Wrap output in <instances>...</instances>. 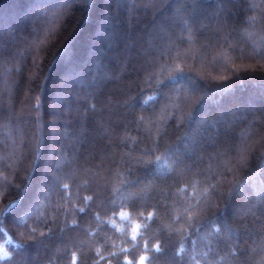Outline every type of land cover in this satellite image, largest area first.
<instances>
[{"label": "trees", "instance_id": "1", "mask_svg": "<svg viewBox=\"0 0 264 264\" xmlns=\"http://www.w3.org/2000/svg\"><path fill=\"white\" fill-rule=\"evenodd\" d=\"M132 2L123 0L118 7L116 0H112L108 7L106 0H96L95 7L89 9L82 0L67 5L63 0H0V45L3 46V59H0V210L12 204L10 213L18 207L24 215L31 213L27 228L13 222L19 217L4 216L0 264H70L73 252L81 257L80 264H91L102 238L114 240L119 245L130 235L131 227L141 223V213L144 216L158 213L155 222H146L144 239H151L153 243L163 239L167 243L168 237L160 234L161 228L169 225L172 215L179 214L187 206L186 197L193 192L199 196L210 184H215L211 179L213 174L216 180L221 179L216 168L219 161L209 159L214 149L207 147L205 142V137L214 135L211 125L222 113L231 123L234 114L242 119L234 126L238 137L251 136L252 141H256L264 136V90L257 84L264 80V58L255 56L251 46L239 41L238 37L233 39L236 36L232 31L234 26L241 32L246 27L235 18L239 9L247 5L224 0H166L163 3L156 0L154 8L145 13L143 5L148 0H135V9ZM247 3L264 8V0H247ZM177 8L185 9L180 17H187L189 23L193 15L197 20L191 42L179 40L181 27ZM156 10H164V15H157ZM106 12L128 22V26H116L114 21L105 25ZM228 12L232 15H226ZM254 15L257 12L247 13L249 17ZM102 26L104 36L98 33ZM224 36H228V44L224 43ZM173 45L179 49V58H176V51L172 56L167 55L166 50ZM66 47H70L71 52L62 59ZM151 51H164L165 54L163 59L153 57L157 61L155 68L143 72L145 55ZM178 65L195 78L186 81L194 90L203 89L204 84L232 87L223 95L209 91L194 110L193 102L200 100L203 93L193 96L189 102H184L182 96H174L182 106L181 112L173 107L165 112L163 105L153 111L154 101L141 104L131 114L115 106L129 95L140 94L142 100H148L155 95L156 85L148 83L146 77L153 72L159 73L165 66L174 70ZM169 75L171 71L161 78ZM221 76H226L227 80L217 79ZM240 80L243 86L238 83ZM109 99L113 102L111 106L107 105ZM89 105H95L96 111H90ZM192 110L189 122L187 116ZM173 115L176 118L170 119ZM141 116L146 118L140 129L142 137L136 131H123L124 122ZM254 118L258 122L253 124ZM135 127L133 124L132 128ZM160 131L167 135L161 138ZM125 136L128 137L127 146ZM140 138L145 142L135 145L133 142ZM157 140L160 150L155 156L175 146L178 155L194 152L192 160L203 157V163H193L192 171L172 185V195L166 200L164 196L169 186L162 179L148 186L129 188L121 197L117 189L128 178L126 173L129 169L136 172L137 158L144 162L155 159V156H142L141 153L146 147H154ZM37 144L41 151L38 167L34 169ZM131 148L135 151L129 155ZM255 164L253 159L247 168L228 174L227 180L217 188L224 199L217 195L205 196L200 201L197 211L201 219L215 217L226 205L228 209L226 227L220 228L219 236H208L209 228L202 233L207 239L201 240L196 248L197 252L208 253L207 264H237L231 252L237 256L243 253L241 260L250 257L247 264H264V251L261 250L264 248V204H259L255 195L264 177L246 178ZM201 171L204 175L198 176L196 173ZM30 172H34L31 177ZM46 177L51 178L49 183L60 179L62 183L72 184L75 180L72 203L60 199L58 188L52 189L50 195L48 188H44L41 194ZM85 179L89 187L79 189L77 194V186ZM237 182L239 186L233 191ZM185 187L187 193L180 192ZM78 195H92L94 203L84 214L68 215L65 210L71 209L73 204L77 208L84 207ZM113 195L116 204L122 203L121 210L131 217L128 221L117 219L115 229L109 226L113 208L109 201ZM158 202L177 206L170 209L172 215H166L162 207L157 208ZM252 213L261 223H256ZM97 214L99 219H96ZM105 221L109 223L106 225ZM33 227L35 233L31 232ZM49 229H53L54 234ZM171 239L176 242L175 248L170 247L159 255L155 264H178L173 254L182 242L181 237L172 236ZM191 251L189 244L185 255H190ZM199 264L206 262L200 260Z\"/></svg>", "mask_w": 264, "mask_h": 264}, {"label": "snow or ice", "instance_id": "2", "mask_svg": "<svg viewBox=\"0 0 264 264\" xmlns=\"http://www.w3.org/2000/svg\"><path fill=\"white\" fill-rule=\"evenodd\" d=\"M80 0H63L65 5L67 4H77ZM82 2L87 6V8L92 9L95 7L96 0H82ZM117 6L119 7L123 0H116ZM156 0H148V3L143 5V10L147 13L149 10L154 8ZM160 2H166V0H160ZM227 3L233 4H241L247 5L246 7H242L239 9V15L236 16V20L239 21L241 25H245L244 31H239L235 26L232 31L236 32V36L233 39L239 38V41L249 44L253 49V54L257 57L264 58V8L258 7L256 4H248L247 0H224ZM108 7H111L112 0H106ZM132 8L135 9L137 7L135 0L132 2ZM222 9V4L220 5ZM185 11V9H176V16L178 17V22L181 27V32L179 36V40L181 43L191 42V38L194 35L192 31L193 26L197 23L195 16L193 15L191 18V23H189V19L187 17H180V13ZM255 11L257 15L247 16L248 12ZM157 15H164V10H156ZM53 15H56L55 13ZM226 15H232L231 12L226 13ZM111 21H114L116 26L124 25L128 26V22L121 21L116 19L115 14L109 15L107 12L104 17V24L107 25ZM100 36H104L103 26L98 30ZM187 33V37L184 35ZM231 35V32L229 33ZM171 38V37H166ZM219 38V37H218ZM223 41L225 44H228V36L223 37ZM15 39L13 38V41ZM229 47H233L229 45ZM176 51L178 53L176 58H179V49L173 45L170 46L166 52L168 56H172V52ZM71 52L70 47H66L64 49L62 59L67 57ZM3 46L0 45V59H3ZM165 52L164 51H151L145 55L144 65H142V71L147 72L148 69L155 68L156 60L152 59L153 57H158L159 59H163ZM171 71V75L167 76L166 79L161 78L165 72ZM194 77L185 73L184 68L178 65L174 70L169 69L167 66L160 69L159 73H151L146 77L148 83H155L156 91L155 95L149 96L148 100H142L140 94L133 97L129 95V97L125 100L116 102V107H122L129 114L133 113L137 107L141 104L147 105L149 102H155L153 105V111H155L156 107L159 105H163V110L166 112L169 107H173L176 112L182 111V106L179 102L174 99V96H182L184 102H189L192 100L193 96H196L200 93H203L200 100L193 102V110L197 105L201 103V101L208 96L209 91L213 93H218V95H223L227 92L232 85L224 84L218 87H212L210 85L204 84V88L200 90H194L191 88L186 81L189 79H193ZM195 79V78H194ZM219 80H227L226 76L218 77ZM71 81V77H70ZM238 83L243 86V80L238 81ZM258 86L264 90V80L257 81ZM71 83H69V87H71ZM138 86V82H137ZM79 93H76L78 96ZM75 98V97H74ZM214 103H219V101L214 100ZM113 102L109 99L107 101V105L111 106ZM89 110L92 112L96 111L95 105H89ZM192 112L188 113L187 119L190 122L193 116ZM69 111H71V107H69ZM238 111V109H237ZM250 114V113H249ZM175 115L171 116L170 119H175ZM146 118L141 116L137 119L124 122L121 127L125 133L136 131L141 137L142 133L140 132L141 126ZM184 117L181 116V123H183ZM151 122V121H150ZM242 122V119L236 117L233 114L232 122L229 123L227 119L224 117L223 113L220 118H218L212 125V131L214 135L211 137H205V142L207 147L214 149V154L209 156V159L218 160L216 168L219 170V175L221 177L220 180H216V174L211 176L212 180H215V184H210L208 188L204 190L203 193H200L199 196L193 192L186 197L187 206L183 207V210L177 214L172 215L170 209L177 206L176 204H162L158 202L157 208H163L164 214L172 215L171 223L169 225H165L161 228L160 234L162 236L166 235L168 237V242L166 243L163 239H157L153 243L151 239H144V231L147 229L146 222H155L157 212H150L147 216H144L141 213L139 219L141 223H137L131 227L130 235H127L125 239H123L119 245L113 240L109 241L108 239L102 238L101 246L99 250L95 251V255L91 260V264H155V261L159 258V255L163 254L168 248H175L176 242L172 241V236H180L181 243L177 251L173 254V259L178 262V264H199L200 260H204L207 264L208 262V253L207 252H197L196 248L201 240L207 239V236L202 235L209 228L211 232H208V236H219L220 228L226 227V216H227V205L225 208L218 210L215 217H205L203 219L200 218L198 209L200 208V201L203 197L208 196H217L219 195L221 199H224V194L217 191V188L220 184L227 180L228 174L232 173L234 170L240 168H247L249 163L254 159L256 164L254 165L251 173H246V178H251V176L259 175L264 177V136H261L259 140L252 141L251 136H245L243 139L238 137L234 133V126L238 125ZM258 119L253 120V124L257 123ZM135 124V129L132 128V125ZM67 127V125H66ZM150 131V130H149ZM158 135L162 138L167 135L165 131H160ZM150 138V137H149ZM128 137L125 136V146H127L126 141ZM239 140V143L237 141ZM144 139L140 138L135 140L133 143L135 145H139L144 143ZM160 150V142L157 140L155 142V146L151 148H145L141 155L142 156H155V153ZM40 145L37 144L35 152L37 153V159L33 162L34 169L38 167V157L40 154ZM132 151H135V148H131L129 150V155ZM55 155V153H54ZM192 155L194 152L187 155H178L175 151V146L165 149L164 153L160 156H155V159L151 162H144L141 159H136L137 170L134 172L132 169H129L126 173L128 178L124 179L122 182L121 188L117 189V192L123 197V193L127 191L129 188H135L140 185L148 186L150 184L155 183L156 181L163 180L165 184H168L169 191L165 193L164 199L166 200L169 195H172L170 189L173 184L179 183L181 178L186 174L192 171L193 163H203V157H198L196 161L192 160ZM258 169V171H257ZM58 171V169H57ZM138 173V174H137ZM34 172L29 173V177H31ZM198 176L204 175L203 171L196 173ZM119 176V173L116 174ZM132 177H135L134 179ZM51 180L50 177H46V182L44 186L41 188V194H43L44 188H48L49 195L51 194L52 189L58 188L60 193V199L67 203H72V187L76 184V181L73 180L72 184L62 183L60 179H56L49 183ZM30 185H26L28 187ZM239 182L234 186L233 191L238 188ZM89 187V181L87 179L84 182L77 186V194L79 193V189H87ZM193 187H195L193 185ZM187 187L180 189V192L187 193ZM65 193H68L65 195ZM255 195L258 196V203L264 204V180L260 181L259 188L255 190ZM47 198V197H46ZM79 201L83 202L84 207L77 208L75 204H73L71 209H66V213L68 215H72L73 213L84 214L86 209H89V206L94 203V197L92 195H84L79 196ZM231 197H229L230 202ZM112 203V219L110 223V227L116 228V220L119 219L121 221L130 220V214L121 210L123 208V204H116L115 195H113L112 199L109 201ZM133 208L135 205H132ZM182 206V205H181ZM13 208L12 204L7 205L4 209L0 210V233L4 231L3 218L5 215H11L14 217H19L18 220H14L18 227L27 228V218L31 215L30 212L27 215L23 214V211L18 207L11 213L10 209ZM251 212V209L248 210ZM253 218L256 219V223H261L259 219L256 218L255 213H252ZM96 219H99V214H97ZM75 223V222H74ZM106 225L109 223L107 221L103 222ZM78 226V225H77ZM123 231V230H121ZM32 233L36 232V228L33 227L31 229ZM49 232L54 234L53 229H49ZM95 233H93L94 235ZM31 244V242H29ZM125 244L130 245V247L124 246ZM192 246V251L190 255H185L188 251V245ZM29 245H24L27 247ZM118 248V250H116ZM139 249L140 251H137ZM264 251V248L261 249ZM231 252V249H229ZM104 253H107L106 255ZM155 254V255H153ZM231 254L237 259V264H247V261H250V257L247 260H241L240 256L243 253H240V256H237L235 252H231ZM58 259H62L58 257ZM224 259H227L225 256ZM81 257L76 253H71L70 256V264H80Z\"/></svg>", "mask_w": 264, "mask_h": 264}]
</instances>
